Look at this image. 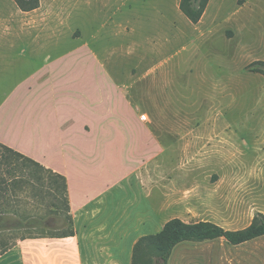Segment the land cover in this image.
I'll return each mask as SVG.
<instances>
[{
	"label": "rangeland",
	"instance_id": "obj_1",
	"mask_svg": "<svg viewBox=\"0 0 264 264\" xmlns=\"http://www.w3.org/2000/svg\"><path fill=\"white\" fill-rule=\"evenodd\" d=\"M63 1L62 31H81L78 43L99 56L101 92L110 87L107 73L124 84L117 96L146 116L155 145L147 184L169 218L240 230L264 215V77L247 69L264 62V0H210L196 25L179 0ZM35 235L7 234L15 247L2 256L5 264H34L50 243L70 241L21 240ZM167 264H264V236L234 247L182 244Z\"/></svg>",
	"mask_w": 264,
	"mask_h": 264
},
{
	"label": "crops",
	"instance_id": "obj_2",
	"mask_svg": "<svg viewBox=\"0 0 264 264\" xmlns=\"http://www.w3.org/2000/svg\"><path fill=\"white\" fill-rule=\"evenodd\" d=\"M64 3L39 0L24 12L14 0H0V90L10 82L0 95V145L66 182L75 235L50 238L70 241L50 243V253L34 264H131L135 242L173 219L147 184L152 133L131 101L117 96L123 82L106 73L110 87L101 92L99 56L78 43L81 31H62Z\"/></svg>",
	"mask_w": 264,
	"mask_h": 264
},
{
	"label": "trees",
	"instance_id": "obj_3",
	"mask_svg": "<svg viewBox=\"0 0 264 264\" xmlns=\"http://www.w3.org/2000/svg\"><path fill=\"white\" fill-rule=\"evenodd\" d=\"M21 11L39 7V0H14ZM210 0H179L178 9L193 25L201 20ZM264 77V62L247 66ZM36 233L27 238H68L75 235L65 179L31 159L0 145V255L15 243L9 233ZM264 236V215L256 214L240 230H226L207 221H167L160 232L140 237L132 248L131 264H167L173 249L182 243L222 240L240 246ZM17 240V239H16Z\"/></svg>",
	"mask_w": 264,
	"mask_h": 264
},
{
	"label": "built area",
	"instance_id": "obj_4",
	"mask_svg": "<svg viewBox=\"0 0 264 264\" xmlns=\"http://www.w3.org/2000/svg\"><path fill=\"white\" fill-rule=\"evenodd\" d=\"M141 121H145L146 120V116L145 115H142L141 118H140Z\"/></svg>",
	"mask_w": 264,
	"mask_h": 264
}]
</instances>
